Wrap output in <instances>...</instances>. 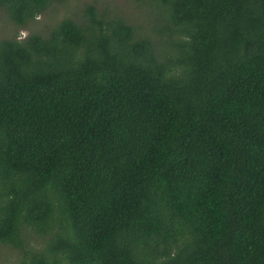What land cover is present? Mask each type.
<instances>
[{"label": "trees", "instance_id": "1", "mask_svg": "<svg viewBox=\"0 0 264 264\" xmlns=\"http://www.w3.org/2000/svg\"><path fill=\"white\" fill-rule=\"evenodd\" d=\"M68 1L0 0L10 264H264V0Z\"/></svg>", "mask_w": 264, "mask_h": 264}, {"label": "rangeland", "instance_id": "2", "mask_svg": "<svg viewBox=\"0 0 264 264\" xmlns=\"http://www.w3.org/2000/svg\"><path fill=\"white\" fill-rule=\"evenodd\" d=\"M85 4H92L98 7L103 6H110L112 8L119 7L122 14L125 15V17L128 16V18L133 19V21L137 22L143 18V12L141 8L139 9L138 5H135L131 0H69L65 7H60L59 9V16L63 17L67 12L72 16H77V12L81 10V8ZM53 12H56V9L52 10V13H50L53 16ZM64 14V15H63ZM44 14L40 18H38L37 22H43L42 24H35L28 27V30H25V32H21L20 35L23 38L30 32H35L37 29L38 32H45L46 28L53 24L51 22L52 16ZM63 15V16H62ZM55 19H58V16L55 17ZM3 18H0V28L2 25H4L5 29L4 32L12 33L10 37L13 35H16L18 32V29L15 30V27L11 24H4ZM40 26V27H39ZM11 28V30H10ZM7 37V36H6ZM16 260V253L8 249V247H1L0 246V264H10Z\"/></svg>", "mask_w": 264, "mask_h": 264}]
</instances>
